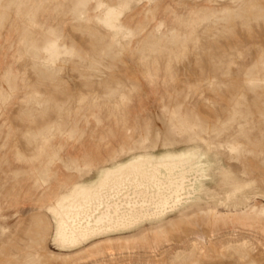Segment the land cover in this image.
<instances>
[{
    "label": "rangeland",
    "instance_id": "1",
    "mask_svg": "<svg viewBox=\"0 0 264 264\" xmlns=\"http://www.w3.org/2000/svg\"><path fill=\"white\" fill-rule=\"evenodd\" d=\"M156 164L172 212L58 240ZM0 264H264V0H0Z\"/></svg>",
    "mask_w": 264,
    "mask_h": 264
},
{
    "label": "bare ground",
    "instance_id": "2",
    "mask_svg": "<svg viewBox=\"0 0 264 264\" xmlns=\"http://www.w3.org/2000/svg\"><path fill=\"white\" fill-rule=\"evenodd\" d=\"M158 167L171 169L168 164H156L151 171L155 173L150 178L145 177V180L140 179L139 182L135 175L131 188H123L124 190L117 192L113 185L107 193L99 190L100 193L91 198L88 196L80 201H73L65 208H57L58 240L75 247L97 234L129 229L140 222L159 219L172 212L168 210L175 209L185 199L182 193L185 182L176 187V190L168 188L156 176ZM130 178L131 175L121 178V183L130 181ZM151 185L157 187V194H151V191L149 193Z\"/></svg>",
    "mask_w": 264,
    "mask_h": 264
}]
</instances>
